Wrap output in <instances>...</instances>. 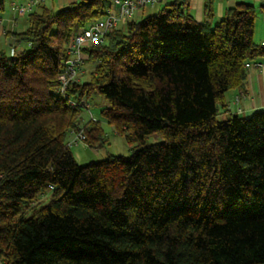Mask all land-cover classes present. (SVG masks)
<instances>
[{"label": "trees", "instance_id": "1", "mask_svg": "<svg viewBox=\"0 0 264 264\" xmlns=\"http://www.w3.org/2000/svg\"><path fill=\"white\" fill-rule=\"evenodd\" d=\"M112 1L40 4L25 30H6L16 43L0 50V264H264V110L219 114L264 58L256 6L238 2L214 25L212 0L203 22L189 0L134 15L85 49L95 69L66 98L67 45ZM96 94L131 155L79 164L71 130L92 148L107 139L102 120L83 122Z\"/></svg>", "mask_w": 264, "mask_h": 264}, {"label": "built area", "instance_id": "2", "mask_svg": "<svg viewBox=\"0 0 264 264\" xmlns=\"http://www.w3.org/2000/svg\"><path fill=\"white\" fill-rule=\"evenodd\" d=\"M46 0H28L27 2L14 1L12 3L17 15H23L34 11L40 4H45ZM169 0H113L106 13L92 21L87 26L76 31L67 45L68 58L64 62L62 71L60 72L58 93L68 98L69 87L73 82H83L85 63L88 59L86 48L96 44H107L108 34L118 28H125L128 21L134 17L138 10L147 7L156 8ZM16 19L13 22L16 23ZM6 33V31H5ZM15 40L7 37V44L10 47V54L15 53ZM248 68H262L264 63L261 61L248 62ZM76 104L75 101H70ZM82 106L87 108V101L81 102ZM71 138L68 139V146L77 143L86 144V133L81 130L79 132L71 130L69 132Z\"/></svg>", "mask_w": 264, "mask_h": 264}, {"label": "crops", "instance_id": "3", "mask_svg": "<svg viewBox=\"0 0 264 264\" xmlns=\"http://www.w3.org/2000/svg\"><path fill=\"white\" fill-rule=\"evenodd\" d=\"M14 1L12 0L11 5ZM25 0L23 2H27ZM79 0H46L45 5L52 8L54 11H59L66 8L69 4ZM207 0H189L190 12L195 17L198 22H203L207 20L205 15V3ZM238 2H247L253 4L257 8V16L255 23V33L254 41L256 43H262L264 41V11L260 9V5L264 3V0H212L214 15L208 18L209 22L213 25L216 24L220 19L225 16L228 8L233 7ZM13 7V6H12ZM161 6H157L156 11L160 10ZM152 14L147 8L138 10L135 14V19L137 17H144L145 15ZM16 19V23L13 19ZM20 17L17 15L15 10V15L13 17L3 14L0 18V39L6 40L5 31L14 30L17 31L18 21ZM6 43V41H5ZM24 43L18 44V49L23 48ZM0 50H6L2 48ZM8 52V51H7ZM259 61L264 63V58L259 59ZM228 106L220 110V117L227 119L231 114H239L244 117H250L253 113L257 111L264 110V66L262 68H250L247 77V90L246 92L239 90H230L226 96Z\"/></svg>", "mask_w": 264, "mask_h": 264}, {"label": "rangeland", "instance_id": "4", "mask_svg": "<svg viewBox=\"0 0 264 264\" xmlns=\"http://www.w3.org/2000/svg\"><path fill=\"white\" fill-rule=\"evenodd\" d=\"M19 2H23L25 0H18ZM12 0H6V10L3 14L9 15L13 17L15 15V9L11 5ZM149 12L156 13L157 11L155 9H151L150 7H147ZM39 10V8L37 9ZM29 13L19 15L20 19L18 21V27L17 31L25 30L29 26ZM137 20H140L142 18L137 17ZM6 41V43H5ZM6 48V50L9 52L11 51L10 47L7 44V37L6 40L0 39V49ZM88 60V59H87ZM96 64L94 62L87 61L85 63L84 73L83 77L84 79H89L91 73L94 71ZM87 105L88 107H84L83 111V122L93 118L96 120H102L103 127L107 133V139L106 142L96 148H92L87 145V143H77L71 146V150L75 156L76 161L79 164H87L91 161H100L105 158H107L109 155H123V156H130L132 146L128 143L124 135L117 134L113 126H111L107 121L103 120V117L101 115V111L104 107L109 105V102L101 95H93L92 98L88 101ZM221 118V117H220ZM71 138V135H68V139ZM156 137H152L150 139V142L156 141ZM48 195L46 194L41 198L40 201H38V204H43L48 200ZM37 204V203H36Z\"/></svg>", "mask_w": 264, "mask_h": 264}]
</instances>
